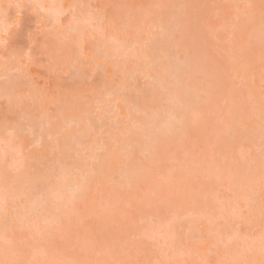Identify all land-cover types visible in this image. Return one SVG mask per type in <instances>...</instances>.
Instances as JSON below:
<instances>
[{"label":"rangeland","instance_id":"obj_1","mask_svg":"<svg viewBox=\"0 0 264 264\" xmlns=\"http://www.w3.org/2000/svg\"><path fill=\"white\" fill-rule=\"evenodd\" d=\"M0 264H264V0H0Z\"/></svg>","mask_w":264,"mask_h":264},{"label":"bare ground","instance_id":"obj_2","mask_svg":"<svg viewBox=\"0 0 264 264\" xmlns=\"http://www.w3.org/2000/svg\"><path fill=\"white\" fill-rule=\"evenodd\" d=\"M71 31H75V28L71 27ZM253 35L254 34H252L251 36L253 37ZM255 38H257V35H255ZM165 71L168 74H170L171 79L174 80L173 85L180 86L181 82L178 80L177 75L181 71V67L175 62H173L170 65V67ZM163 83L164 82L162 80H157V84L160 85L163 90H167L168 87L163 86ZM179 89H181V92H178V90L174 88L172 90V93H169V95H167L166 98L164 99L166 104L163 106L165 110V117L163 118V120L161 122H155L156 116L154 114L148 115L147 118H145L146 123L144 125H140L142 131L138 133L139 135H143L147 137L148 140H152L158 133H169L172 130L180 129L184 125L185 123L184 118H186L185 116L188 115L191 112V110L195 109L193 107L197 106L198 98L201 97L192 94L190 91L188 92L187 89H184L182 87H180ZM182 95L185 98H183ZM32 132L33 130L30 131V134H32ZM127 176L129 177L127 178ZM121 177H123L127 181H129L132 178L131 174H125L122 175ZM30 191L28 190V192ZM78 191H79L78 188H74L72 189V194H76L78 193ZM45 204L47 203L43 202L40 205L39 210H37L38 206L32 205L30 210L36 213L42 212L47 209V208L45 209L46 207ZM40 208L42 211L40 210ZM42 217H43V222L45 223L51 224L55 222V218H53V216L51 215H43ZM23 220H24V215H22L18 221L19 223H22Z\"/></svg>","mask_w":264,"mask_h":264}]
</instances>
